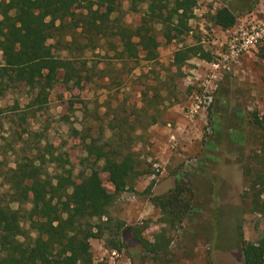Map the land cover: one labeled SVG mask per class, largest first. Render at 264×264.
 I'll list each match as a JSON object with an SVG mask.
<instances>
[{
    "label": "rangeland",
    "instance_id": "1",
    "mask_svg": "<svg viewBox=\"0 0 264 264\" xmlns=\"http://www.w3.org/2000/svg\"><path fill=\"white\" fill-rule=\"evenodd\" d=\"M223 7L237 15L230 30L212 18ZM119 19L136 28L141 14L128 11ZM263 19L264 0H197L185 34L164 36L158 27L152 60L140 50L138 59L120 61L118 39L103 42L85 54L90 80L79 87L60 81L39 109L27 110L32 97L8 89L0 78V184L8 169L40 156L38 163L52 176L70 171L80 182L95 171L114 193L104 162L94 166L83 137L103 143L112 135L111 123L156 113L160 120L153 126L123 128L133 137L137 172L110 207L102 238L90 241L92 264H245L242 241L256 243L264 234V212L252 191L264 166V41L239 56L229 44L240 29ZM188 49L190 58L180 67L175 53ZM177 185L190 191L193 210L172 227L153 199L170 195ZM6 190L1 187V202ZM118 223L125 229L121 251L110 244L121 239ZM132 227L142 228L150 242L165 234L168 253L148 256L133 240Z\"/></svg>",
    "mask_w": 264,
    "mask_h": 264
},
{
    "label": "trees",
    "instance_id": "2",
    "mask_svg": "<svg viewBox=\"0 0 264 264\" xmlns=\"http://www.w3.org/2000/svg\"><path fill=\"white\" fill-rule=\"evenodd\" d=\"M124 2L128 3L126 10ZM196 6L197 0H1L0 51L4 64L0 78H6L8 89H24L32 97L27 110L39 109L48 103L60 81L79 87L90 80L87 52L118 39L120 61L138 59L135 53L140 50L146 52V60H152L159 42L158 27L164 36L185 34ZM128 11L141 14L138 27L131 28L119 19ZM212 18L223 30L237 24V15L227 7L217 10ZM191 51L176 52V64L181 67ZM3 95L4 89H0V97ZM145 116L146 121L139 114L131 121L121 119L117 126L111 123L112 135L103 143L89 135L82 139L94 166L104 162L102 169L108 173L114 193L102 185L95 171L81 176L80 182L70 171L52 176L38 163L40 156L27 157L4 173L0 190L2 186L7 190L4 201H0V264L93 263L90 241L102 238L103 227L110 222V207L137 172V156L131 151L133 137L123 128L128 124L150 127L160 120L156 113ZM260 124L264 130V118ZM56 160L53 157L52 161ZM252 191L255 205L261 202L264 212V166ZM153 203L172 227L182 224L193 210L192 195L182 185L168 196L155 197ZM117 228L121 239L110 244L113 250L121 251L126 246L125 229L121 223ZM130 230L148 256L168 253L170 239L165 234L150 242L142 236V228ZM241 249L245 264H264V234L256 243L242 241Z\"/></svg>",
    "mask_w": 264,
    "mask_h": 264
},
{
    "label": "built area",
    "instance_id": "3",
    "mask_svg": "<svg viewBox=\"0 0 264 264\" xmlns=\"http://www.w3.org/2000/svg\"><path fill=\"white\" fill-rule=\"evenodd\" d=\"M262 41H264V19L261 21V25L254 26L248 30L240 29L232 37L229 45L232 55L239 56L256 47Z\"/></svg>",
    "mask_w": 264,
    "mask_h": 264
}]
</instances>
